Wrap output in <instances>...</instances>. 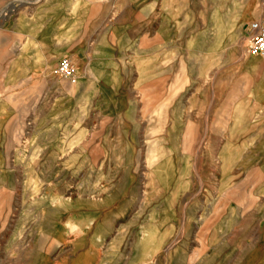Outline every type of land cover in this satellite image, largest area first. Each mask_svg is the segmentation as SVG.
<instances>
[{"label": "rangeland", "instance_id": "rangeland-1", "mask_svg": "<svg viewBox=\"0 0 264 264\" xmlns=\"http://www.w3.org/2000/svg\"><path fill=\"white\" fill-rule=\"evenodd\" d=\"M262 5L81 0L131 57L0 82V264H264Z\"/></svg>", "mask_w": 264, "mask_h": 264}, {"label": "crops", "instance_id": "crops-1", "mask_svg": "<svg viewBox=\"0 0 264 264\" xmlns=\"http://www.w3.org/2000/svg\"><path fill=\"white\" fill-rule=\"evenodd\" d=\"M81 11V0H0V82L47 80L59 60L70 56L80 88L86 89L101 79L98 69H114L124 53L130 59L129 46L120 44V27L110 23L115 12L97 14L81 24ZM4 92L0 89V108ZM3 144L0 139V156Z\"/></svg>", "mask_w": 264, "mask_h": 264}, {"label": "built area", "instance_id": "built-area-1", "mask_svg": "<svg viewBox=\"0 0 264 264\" xmlns=\"http://www.w3.org/2000/svg\"><path fill=\"white\" fill-rule=\"evenodd\" d=\"M94 3L95 0H85ZM107 1V0H104ZM242 41L245 47V55L264 57V14L258 18L247 20L243 24ZM54 77L67 79L72 83L78 82L76 64L70 56H65L59 60L53 68Z\"/></svg>", "mask_w": 264, "mask_h": 264}]
</instances>
